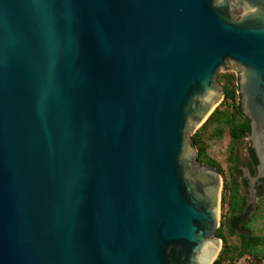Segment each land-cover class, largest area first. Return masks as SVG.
<instances>
[{"label":"water","instance_id":"1","mask_svg":"<svg viewBox=\"0 0 264 264\" xmlns=\"http://www.w3.org/2000/svg\"><path fill=\"white\" fill-rule=\"evenodd\" d=\"M220 70L254 208L264 0H0V264H213L222 179L190 138Z\"/></svg>","mask_w":264,"mask_h":264},{"label":"trees","instance_id":"2","mask_svg":"<svg viewBox=\"0 0 264 264\" xmlns=\"http://www.w3.org/2000/svg\"><path fill=\"white\" fill-rule=\"evenodd\" d=\"M218 85L224 95L221 104L206 122L191 136L197 150V160L215 169L222 179L220 226L216 237L221 241L220 253L213 264H264V233H255L253 226L264 220V197L256 206L249 205L247 183L237 168L236 149L250 134L249 121L242 114L238 95V78L234 72H220ZM227 139L224 166L209 156L211 144ZM245 157L255 173L257 165L253 151L246 143ZM249 213H253L250 217Z\"/></svg>","mask_w":264,"mask_h":264},{"label":"rangeland","instance_id":"3","mask_svg":"<svg viewBox=\"0 0 264 264\" xmlns=\"http://www.w3.org/2000/svg\"><path fill=\"white\" fill-rule=\"evenodd\" d=\"M220 72H222V71L220 70L219 73ZM226 72H228V71H226ZM229 72H234V71H229ZM246 143L249 145V143L247 142V140H245V142H243V144L239 145L237 147V149H236V157L239 156L243 160H244V156H245L244 145ZM226 145H227V139H225V140H223L221 142H214V143L211 144V147H210V150H209V156L211 158H213L215 161H217L220 164H222L223 166H224L225 155H226L225 154ZM252 214L253 213H251L248 217H250ZM253 230L257 234L264 233V220L259 221L257 223V225L253 226ZM239 264H246V262L245 261H241Z\"/></svg>","mask_w":264,"mask_h":264},{"label":"flooded vegetation","instance_id":"4","mask_svg":"<svg viewBox=\"0 0 264 264\" xmlns=\"http://www.w3.org/2000/svg\"><path fill=\"white\" fill-rule=\"evenodd\" d=\"M237 13V12H234ZM249 161L246 159V157L244 156V160L241 161L240 159H237V168L239 169V171L241 172V179L244 180L247 183V190L249 189V184H248V180L245 178L243 179V172L242 169H246L248 171V173L250 174V176H255L256 174V167H255V173L252 174L250 169H249ZM254 192L256 195V198H260V196H264V180H260L257 184H255L254 186Z\"/></svg>","mask_w":264,"mask_h":264}]
</instances>
